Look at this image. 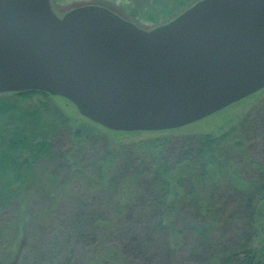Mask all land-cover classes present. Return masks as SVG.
I'll return each mask as SVG.
<instances>
[{
  "label": "water",
  "instance_id": "95a60500",
  "mask_svg": "<svg viewBox=\"0 0 264 264\" xmlns=\"http://www.w3.org/2000/svg\"><path fill=\"white\" fill-rule=\"evenodd\" d=\"M264 88V0H200L147 30L100 5L0 0V94L38 90L113 131L202 120Z\"/></svg>",
  "mask_w": 264,
  "mask_h": 264
},
{
  "label": "trees",
  "instance_id": "16d2710c",
  "mask_svg": "<svg viewBox=\"0 0 264 264\" xmlns=\"http://www.w3.org/2000/svg\"><path fill=\"white\" fill-rule=\"evenodd\" d=\"M176 1L181 9L189 7L185 3L189 0ZM148 9L144 16L132 13L134 23L139 25L140 21L145 20L149 24L160 25L157 17L169 7ZM170 17L171 14L167 16ZM54 97L38 90L4 93L0 96V233L4 229L2 217L21 207L25 195L43 182L48 185L54 183L57 172H70L76 160L83 156V148L73 146L64 150L63 145L59 144L65 134H73L75 138L70 137L71 140L81 135L79 129L70 133L72 128L68 119L60 115L53 102ZM22 99L29 103H21ZM33 101L38 103L34 104ZM250 114L220 136L193 134L181 138L149 140L142 144L143 151L140 154L131 153L121 157L124 159V169L121 171H112L115 156L107 151L104 159L95 161L100 178L94 182L96 184L89 182L87 194L98 195L97 200L102 199L99 204L105 205L103 207L108 212H99L100 215H97L88 209L90 203L78 198L76 212L70 220V230L64 237L70 252L77 251V244L88 239L86 244L81 245L85 252L79 255H90L92 260L89 262L94 264L102 261L114 264L123 258L129 260L128 256L140 252L144 254V248L153 246L154 240H166L165 232L178 231L174 228L180 226L177 222L180 212L176 211L182 210L184 204L192 207L190 214L194 221H201L202 218L204 221L205 218L204 222L209 224L205 217L208 213H204L209 204L207 199L205 201L200 198V192L206 190L207 181L214 176L215 170L223 166L224 158L244 148L245 143L241 139L249 136L248 131L262 126L258 125L260 119L252 122ZM85 128L92 136L96 132L95 127ZM69 180L64 183L67 184ZM250 186L243 192L247 197L243 201L247 206L252 205V210H256L258 204L264 202V176ZM138 191L145 194L141 199L136 198L140 194ZM187 198L190 201L185 203ZM254 201H257L256 204H253ZM149 209H157L159 212H147ZM142 230H145V235L140 234ZM51 231L53 228H49L41 236L42 239H46ZM32 235L35 239L36 233ZM251 238L250 241L255 236L251 235ZM103 239L107 240V244L100 243ZM100 245H106V248ZM225 257L218 264H256L252 259V251L244 247ZM33 264L45 263L36 260Z\"/></svg>",
  "mask_w": 264,
  "mask_h": 264
},
{
  "label": "rangeland",
  "instance_id": "374dc122",
  "mask_svg": "<svg viewBox=\"0 0 264 264\" xmlns=\"http://www.w3.org/2000/svg\"><path fill=\"white\" fill-rule=\"evenodd\" d=\"M198 1L200 0H189L185 3L191 7ZM176 2V0H51V5L60 17L80 6L100 5L118 12L117 14L120 13L133 22L135 21L131 19L132 13L142 16L148 12L149 7L163 9L168 6L169 9H165L163 14L157 17V21L162 25L186 10L177 6ZM169 14L171 17L167 18ZM138 24L147 30L159 26L149 24L145 20ZM20 102L29 103L25 99ZM53 102L60 115L68 119L72 128L70 133L79 129L81 135L71 140L72 137L75 138L74 135L67 134L68 137L65 134L59 144L63 145L64 150L73 146L77 149L83 148V156L80 154L70 172H57L54 183L51 182V185L41 183L42 187L38 186L24 196L21 207L2 217L4 229L0 233V264H33L36 260H41L45 264H94L89 262L92 260L90 255H79L85 252L84 246L81 245L86 244L88 239L77 244V251L72 253L64 237L70 230V220L76 212L75 204L78 198L90 203L88 209L97 215H100L99 212L104 214L108 212V209L103 207L105 205L99 204L102 199L97 200L98 195L87 194L89 182L94 183L100 178L96 160L104 159L106 152L110 151L115 156L112 171H121L124 169V159L121 157L131 153L140 154L143 151L142 144L149 140L181 138L193 134L220 136L238 125L252 110H254L250 114L252 122L260 119L258 125L262 126L248 131L249 136L241 139L245 143L244 148L228 154L224 158L225 161H222L223 166L216 169L214 176L207 181L206 190L200 192V198L205 201L207 199L209 204V208L204 211L208 213L205 217L208 218L209 224L204 222L205 218L204 221L203 218L201 221H194L190 214L192 207L184 204L182 210L176 211L180 212L177 221L180 226L174 228L178 231L165 232L166 240L164 238L154 240L153 246L144 248V254L140 252L138 255L128 256L129 260L123 258L114 264H218L220 260L226 258L225 256L243 247L252 251L255 258L252 259L256 264H264V202L259 203L256 210H252V205L247 206L243 201L247 198L243 192L251 187V183L259 182L261 176H264V88L195 123L162 131H113L84 117L78 108L64 97L56 96ZM85 127H95L96 132L92 136ZM70 176L73 179L69 180ZM67 180L69 182L64 183ZM62 182L65 185H62ZM133 182L135 183V180ZM139 193V196L136 197L134 193L133 196L140 199L144 197V193ZM190 199H185V203ZM147 212L159 211L149 209ZM49 228H53V231L47 234L46 239H42L41 236L46 234ZM32 233H36L35 239ZM140 234L145 235V230L140 231ZM251 235L255 236L252 241ZM100 243L107 244V240L103 239ZM100 246L106 248V245ZM99 264L109 262L102 261Z\"/></svg>",
  "mask_w": 264,
  "mask_h": 264
}]
</instances>
